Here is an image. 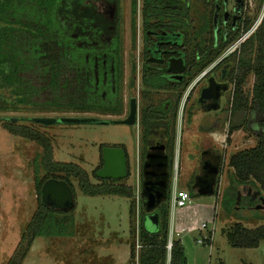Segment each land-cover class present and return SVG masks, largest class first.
<instances>
[{
  "label": "trees",
  "instance_id": "obj_1",
  "mask_svg": "<svg viewBox=\"0 0 264 264\" xmlns=\"http://www.w3.org/2000/svg\"><path fill=\"white\" fill-rule=\"evenodd\" d=\"M102 1L107 2L109 11L100 10L94 2L87 0H0V87L10 88L15 94L21 90L22 97L17 98L15 95L20 103L33 102L34 98L42 97L39 103L74 110L90 111L97 107L104 111L119 110L123 76L118 26L120 3L119 0ZM143 8L144 18L148 14L162 20L171 16L173 23L180 17V26L185 28L188 25L190 9L185 2L145 0ZM136 12L137 0H132L133 37L137 27ZM149 27L152 26L146 21V28ZM224 47V44L198 45L201 57L190 63L196 65V72L199 73L218 57ZM239 51L231 73L234 92L227 140H230L234 130L245 128L257 136L258 141L253 147L238 150L229 157L228 165L233 171L221 199L222 208L229 214L236 212L240 186L251 187L253 193L249 195L250 200L262 201L264 208V16ZM251 73L254 74V84L250 93H247L244 86ZM142 80L148 89L173 87L148 70L147 65ZM182 94L178 93L174 106L168 104V99H164L149 102L141 109L142 158L146 155V148L155 129L163 126L169 137L170 172L174 163L175 123ZM144 96L148 97L147 93ZM3 126L11 133L34 140L42 146L39 163L46 170L43 177H35L38 205L23 235L22 240H27V245L16 249L8 264H21L38 236L74 234L73 228L69 229L74 223L73 217L68 215L70 212L42 202L41 188L49 177L65 179L72 187L71 177H76L81 190L90 195H134L132 185L120 183L119 179L97 176V169L103 165L102 155L100 166L94 170L97 181L92 182L82 165L54 158L52 138L45 132L10 120L4 122ZM115 146L126 150L124 145ZM191 183L188 184L190 194L199 195ZM257 191L260 193L254 196ZM144 202L145 198L141 195L142 218L137 264H188L185 247L180 239L173 240L170 250L167 247L170 187L167 199L156 209L159 213L157 231L148 230L145 226L148 212ZM226 235L234 247H258L264 240V225L249 228L242 222H236L230 226ZM136 256V248L131 245L126 264H136Z\"/></svg>",
  "mask_w": 264,
  "mask_h": 264
},
{
  "label": "rangeland",
  "instance_id": "obj_2",
  "mask_svg": "<svg viewBox=\"0 0 264 264\" xmlns=\"http://www.w3.org/2000/svg\"><path fill=\"white\" fill-rule=\"evenodd\" d=\"M88 1L94 2L100 10H110L107 2ZM197 1L191 11L192 25H197L198 18L205 13L201 1ZM119 3L118 26L123 61L120 94L124 99L137 97L138 124L34 122L32 117L36 116L121 119L125 116L126 109L123 106L118 111H104L99 107L90 111L74 110L65 106L39 103L42 97H33L37 102L20 103L17 98L23 96L21 90L15 94L10 88L0 87V264H8L16 249L26 247L27 240H22L23 235L38 205L35 177H43L46 174V170L39 163L43 152L42 146L34 140L7 130L3 124L10 117L16 118L17 124L31 125L48 134L52 138L54 158L82 165L88 171L92 182L97 181L94 170L101 164V146L124 145L129 158V175L118 182L134 187L132 197L120 194L90 195L81 190L76 177H71L76 205L74 209L69 210L68 215L73 217V227L70 226L69 229L73 228L74 234L38 236L21 264H126L131 245L136 248L135 261L138 263V236L142 218L141 170L144 160L139 124L140 110L146 103L174 96V93L163 89H147L143 85L140 70L143 0H137V27L134 37L132 0H119ZM263 10L264 0H254L250 10L252 23ZM193 28L195 26L189 27V33ZM234 47L231 45L230 49H223L218 57L233 50ZM192 48L191 44L187 46L189 51ZM237 55L231 57V64H235ZM253 84L254 74L251 73L244 86L247 93H250ZM189 87L183 91L175 123L176 138L170 197L176 176L178 188L187 189L189 182H193L196 175L200 174L201 152L205 147L215 144L223 150L224 157L215 194L195 195L196 203L200 201L213 206L218 201V206L213 212L208 207L207 217L211 212L214 215L208 219L209 221L203 222L207 223L206 228H202V231L184 233L187 235V238H183L187 241L185 252L188 264H264V240L258 247H234L226 235L230 226L236 222H242L249 228L264 225V208L261 201L258 199L251 201L247 186H240L241 196L236 212L226 213L221 206L224 189L233 171L228 165L230 155L238 150L253 147L258 138L245 128H241L235 130L230 135V140H227L231 119V91L227 92L229 101L225 103L226 100L223 99L221 109L205 111L195 103L191 104L193 98L185 101ZM144 93H147L148 97H145ZM120 111V115L116 114ZM168 138L166 128L160 126L155 129L150 143H154L155 140L166 143ZM171 210L170 205V215ZM209 231H212L214 236L212 246L207 242L203 243L210 234Z\"/></svg>",
  "mask_w": 264,
  "mask_h": 264
},
{
  "label": "flooded vegetation",
  "instance_id": "obj_3",
  "mask_svg": "<svg viewBox=\"0 0 264 264\" xmlns=\"http://www.w3.org/2000/svg\"><path fill=\"white\" fill-rule=\"evenodd\" d=\"M176 1L185 2L189 6L190 17L188 19V25H186L185 28H182L180 26V17L177 22L173 23H171V16H166L162 20L159 17L148 14L147 18H144L143 7L145 4V0H143V4L141 7V81L143 83V71L145 69V66L147 65L148 70L152 71L168 84L173 86L163 89L167 91L169 90L174 93V96L164 98L168 99L169 105L174 106L178 100V93L183 92L185 89H187L188 86H190L185 101H190L193 98L191 104L195 103L205 111L221 109V107L223 106V99L226 100L225 103L229 101V97H227L228 91H231L230 104L232 101L234 83L231 79V73L235 64H231L230 59L236 54L239 55L240 51H227V53L223 54L222 56L218 57L216 60H213L210 64H208L204 68L205 70L200 73L196 72V65L193 66L191 63L194 62L196 58L201 57L197 49L198 45L224 44V49H230V46L233 45L235 40H237L241 35L247 33L251 27L253 20L250 10L252 4L254 3V0H200V3H202L203 11L205 13L198 18L199 23L197 25H192L191 11L198 1ZM146 21L148 22V24H151L152 27L146 28ZM193 26H195V28H193L191 33H189V27ZM250 36H248L247 38H249ZM190 44L193 46L191 51L187 49V46ZM173 57H180L183 59L184 69L182 71L172 72L168 70L169 60ZM133 97L136 96H131L129 99H124L120 94L121 106L119 109L121 110L122 107L125 106L126 114L123 118L118 120L125 119L129 116L131 110V100ZM215 104L217 105V108H213V105ZM137 110V118L139 122L138 99ZM120 113L121 111L116 112V114L118 115H120ZM8 120L15 122L12 120V117L8 118ZM168 142L169 141L165 143L162 140H155L154 143H150L147 146L146 154L149 151L157 153L165 152L168 154ZM162 143L166 146L165 150H161L158 148L152 150L150 149L151 145ZM201 157V172L198 175L201 176L205 173L206 175H210V170L213 169L215 164L219 165V171L221 172L224 157L222 149L217 147L215 144H210L202 150ZM145 160L146 155L144 157V160L142 161V179L143 165ZM219 174L217 176V184L219 180ZM198 175H196V177ZM198 180L201 181V178H198ZM195 182L196 179H194L191 183L192 187Z\"/></svg>",
  "mask_w": 264,
  "mask_h": 264
},
{
  "label": "water",
  "instance_id": "obj_4",
  "mask_svg": "<svg viewBox=\"0 0 264 264\" xmlns=\"http://www.w3.org/2000/svg\"><path fill=\"white\" fill-rule=\"evenodd\" d=\"M184 63L182 58H170L168 70L172 72L182 71ZM217 108V105H213ZM137 98L131 100V110L128 117L122 120L105 119L98 117H80V116H36L32 117L34 122L44 124L52 123H126L130 125L138 124ZM13 121L16 118H12ZM165 144L151 145L150 149L165 150ZM103 165L97 169L96 174L100 178L124 179L129 175L128 156L126 150L121 146H104L102 148ZM219 165L215 164L210 170V175H198L193 188L200 194H214L217 185V176L219 174ZM201 178V181L198 180ZM171 172L169 170V157L165 152L157 153L149 151L146 154V160L143 165V179L141 194L145 198V209L148 214L145 217V226L148 230L157 231L159 228V213L156 211L158 206L167 199L170 187ZM246 187V186H244ZM248 195L252 192L251 187H246ZM42 202L50 207L62 211H69L75 208V195L70 183L61 178L49 177L43 183L41 188ZM257 191L254 196L259 194ZM241 196V190H238L237 204ZM264 202V200H263ZM263 205V204H262Z\"/></svg>",
  "mask_w": 264,
  "mask_h": 264
},
{
  "label": "crops",
  "instance_id": "obj_5",
  "mask_svg": "<svg viewBox=\"0 0 264 264\" xmlns=\"http://www.w3.org/2000/svg\"><path fill=\"white\" fill-rule=\"evenodd\" d=\"M180 189H184V188H180ZM216 189H217V187H216ZM216 189H215V191H216ZM184 190L189 191V188L184 189ZM191 197L193 198V201L190 204H188L187 206L177 207L174 209L171 208L172 209L171 215L169 216V227L172 226L174 229L173 238L174 239H180L182 244L184 245V247L187 243V241L183 238V237L187 238V235H184V233H186V232L193 233L195 230L202 231V228H201L202 223L205 221H209L208 219L214 215L212 212L214 211L215 207L218 206V201L215 203V205L208 206V203H203L200 201H198V203H196L194 201L196 196L191 195ZM208 207L212 211L210 213L209 217H207V215H206L208 212ZM182 235H184V236H182ZM208 241H209V238H207L203 243H205V242L208 243ZM213 241H214V236L212 233V237L210 238V242H209V244L211 246H212ZM186 257H187V255H186ZM128 259H127V261H128ZM187 262H189L188 257H187Z\"/></svg>",
  "mask_w": 264,
  "mask_h": 264
},
{
  "label": "built area",
  "instance_id": "obj_6",
  "mask_svg": "<svg viewBox=\"0 0 264 264\" xmlns=\"http://www.w3.org/2000/svg\"><path fill=\"white\" fill-rule=\"evenodd\" d=\"M264 16V10L262 11V13L257 17V19L251 24V27L249 29V31L243 35H241L237 40H235V42L233 43L234 49L233 50H240V47L242 45V43L247 39L248 36H250L256 29L257 27L260 25L262 19ZM232 49V48H231ZM174 187H173V192H172V197H170V205L171 208H177V207H185L188 204H190L192 202V197L190 195V192L188 190H184V189H180L177 186V176L174 179ZM207 227V223H202L201 228H206ZM184 230V229H183ZM210 234L207 235V238H211L212 237V231H209ZM173 233H174V229L173 227H169V241H168V249L170 250L173 244ZM206 238V239H207Z\"/></svg>",
  "mask_w": 264,
  "mask_h": 264
}]
</instances>
